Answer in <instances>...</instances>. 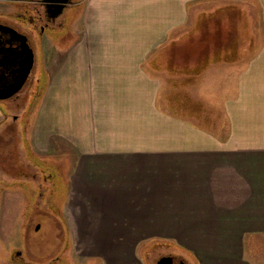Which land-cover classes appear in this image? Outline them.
<instances>
[{
	"label": "crops",
	"instance_id": "0c3cea01",
	"mask_svg": "<svg viewBox=\"0 0 264 264\" xmlns=\"http://www.w3.org/2000/svg\"><path fill=\"white\" fill-rule=\"evenodd\" d=\"M145 2L147 18L127 17H144ZM122 3L113 31L142 25L139 44L99 48L85 29L87 46L58 50L49 65L58 96L79 88L86 99L73 118L55 96L42 122L76 156L61 212L51 215L61 225L50 232H64L73 264H159L169 255L264 264V0ZM190 7V38L209 47H155L185 41L172 31Z\"/></svg>",
	"mask_w": 264,
	"mask_h": 264
},
{
	"label": "rangeland",
	"instance_id": "374dc122",
	"mask_svg": "<svg viewBox=\"0 0 264 264\" xmlns=\"http://www.w3.org/2000/svg\"><path fill=\"white\" fill-rule=\"evenodd\" d=\"M30 2L32 0H0V17L26 26L28 22L24 19L36 15V10ZM85 4L86 0H73L54 27L44 33H41L39 28L34 31L40 52L37 71L40 80L35 83L41 91L38 97L29 95L30 89L28 94L23 96L24 102L21 105H14L16 102L11 100L10 103L13 104H10L12 106L6 114L0 105V231L8 227H21L22 224L25 227L17 237L7 238L3 232L4 236L1 237L5 238L0 237V264L75 263L70 260V249L64 247V232L60 234L57 231L56 238V234L50 232L49 225L59 230L57 227L61 225V221L51 215H59L61 212L67 190V169L76 156L66 140L48 136L50 132L44 130L48 124L43 125L42 122L63 86L53 78L48 85V71L51 70L49 65H53L56 59L60 60L57 51L87 46L88 42L81 39L86 29ZM139 7L142 9L137 10L138 16L145 14L144 17H130L131 13H127V17L147 18L149 11L146 7L150 8L149 3L145 2ZM192 17L190 7L186 24L172 31L173 35L178 34L185 41L168 42V45L167 42H161L155 47H209L208 42L195 45L191 40ZM122 23L124 26L118 28L116 34L112 31L110 37L98 43L99 48H132L136 43L139 44L137 40L145 34L142 30L144 26H135L131 21ZM39 33L41 36L37 35ZM207 33L209 34L208 31ZM68 96L69 98H66L63 92L60 93L58 104H67L69 109L66 115L75 118L82 113L86 99L79 88H70ZM15 114L19 115L16 120ZM21 169H25L26 177L22 173L18 174ZM18 211L21 212L20 215ZM39 224L45 225V230L37 232ZM17 243L19 247L12 250L13 245ZM71 256L76 258L78 254ZM91 262L95 264L93 259H90L88 264Z\"/></svg>",
	"mask_w": 264,
	"mask_h": 264
},
{
	"label": "flooded vegetation",
	"instance_id": "af4514ba",
	"mask_svg": "<svg viewBox=\"0 0 264 264\" xmlns=\"http://www.w3.org/2000/svg\"><path fill=\"white\" fill-rule=\"evenodd\" d=\"M72 1L73 0H70L66 7L69 3L71 4ZM30 3H32V8L36 10H34L36 15L35 17L24 19L28 22L26 26L22 23L12 22L7 18L0 17V96L7 94L11 88L20 83L21 79L24 77L28 62L27 50L29 45L32 48L34 56L33 67L25 81L21 83V87L8 97H0V105L4 114L8 113L7 111L11 108L12 105L10 104H13L10 103L12 102L11 100L16 102L14 105H21L24 102L23 96H26L30 89L31 93H29V95L35 98H37L38 94L41 92L35 86V83L40 80L37 75L40 52L38 48V39L35 38L34 31L39 28V31L44 33L46 30L54 27L66 9L65 7L61 14L54 16L53 13L55 8L47 6L44 0H32ZM37 35L41 36L40 33ZM18 116V114H15L14 119L16 120ZM19 165L23 164L19 163ZM19 173H22V175L26 177L25 169L19 170L18 174ZM34 176H36V174L33 175V177Z\"/></svg>",
	"mask_w": 264,
	"mask_h": 264
},
{
	"label": "clouds",
	"instance_id": "9594fccd",
	"mask_svg": "<svg viewBox=\"0 0 264 264\" xmlns=\"http://www.w3.org/2000/svg\"><path fill=\"white\" fill-rule=\"evenodd\" d=\"M125 6L122 0H86V29L93 36L104 40L110 37Z\"/></svg>",
	"mask_w": 264,
	"mask_h": 264
},
{
	"label": "water",
	"instance_id": "95a60500",
	"mask_svg": "<svg viewBox=\"0 0 264 264\" xmlns=\"http://www.w3.org/2000/svg\"><path fill=\"white\" fill-rule=\"evenodd\" d=\"M44 1L47 3V6L55 8L53 15L57 16L63 12L64 8L66 7L67 3L70 0H44ZM27 53H28V62L25 68L24 77L21 79L20 83H18L17 85H14L7 94L0 96V97H8L12 95L15 91L19 89V87H21V83H23L25 79L27 78L29 72L31 71V68L33 67V63H34V56H33L32 48L30 47V45L28 46ZM159 264H183V261L176 256L169 255V256L162 257L159 260Z\"/></svg>",
	"mask_w": 264,
	"mask_h": 264
},
{
	"label": "trees",
	"instance_id": "16d2710c",
	"mask_svg": "<svg viewBox=\"0 0 264 264\" xmlns=\"http://www.w3.org/2000/svg\"><path fill=\"white\" fill-rule=\"evenodd\" d=\"M190 46H191V45H190ZM192 48H194V47L185 48V49H189V50H190V49H192ZM190 59H191V57H187V58H186V60H190ZM42 230H44V228H43V224H42V227H41V229H40L39 231H42ZM55 234H56V236H55V237L57 238V237H58V236H57L58 232H57V233H55ZM55 234H54V235H55Z\"/></svg>",
	"mask_w": 264,
	"mask_h": 264
}]
</instances>
